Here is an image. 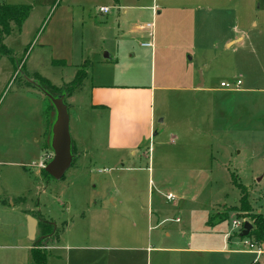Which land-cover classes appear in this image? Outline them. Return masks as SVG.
<instances>
[{
  "label": "rangeland",
  "instance_id": "obj_1",
  "mask_svg": "<svg viewBox=\"0 0 264 264\" xmlns=\"http://www.w3.org/2000/svg\"><path fill=\"white\" fill-rule=\"evenodd\" d=\"M0 2L31 7L0 53V264H33L21 208L46 264H264L229 210L246 194L264 217V0ZM148 23L153 49L140 45ZM77 70L86 78L64 97L73 159L53 180L55 110L36 78L61 87ZM92 86L139 105L92 112ZM145 112L151 136L114 162L109 123Z\"/></svg>",
  "mask_w": 264,
  "mask_h": 264
},
{
  "label": "trees",
  "instance_id": "obj_2",
  "mask_svg": "<svg viewBox=\"0 0 264 264\" xmlns=\"http://www.w3.org/2000/svg\"><path fill=\"white\" fill-rule=\"evenodd\" d=\"M30 6L28 5H9L4 2H0V53L8 54V50L2 45L3 38L10 33V24H14L17 29H21V26L30 12ZM53 65H65L64 62H52ZM79 74L78 70L75 73L73 80L67 85L63 84L61 87L51 85L46 79L41 77L36 78L37 84L52 97H58L63 95L64 97L70 96L74 90L79 88L86 78L85 75ZM44 172V171H43ZM43 176L48 177L44 172ZM239 206L232 207L230 211H236L237 218H243V222H249L252 226V230L248 234L247 238L253 239L254 244L261 247L264 250V217L251 210L250 205L247 202V195L242 194L239 198ZM228 212L217 213V216H221L220 221H224L228 215ZM216 216V215H215ZM208 225H210V218L208 219ZM48 224V223H47ZM44 222L40 223V228L44 232L43 235H47L52 227ZM31 257L33 264H46L47 254L43 251H39L36 247L31 250ZM255 264V263H253Z\"/></svg>",
  "mask_w": 264,
  "mask_h": 264
},
{
  "label": "crops",
  "instance_id": "obj_3",
  "mask_svg": "<svg viewBox=\"0 0 264 264\" xmlns=\"http://www.w3.org/2000/svg\"><path fill=\"white\" fill-rule=\"evenodd\" d=\"M105 90H107V87H103V86H97V87L92 86L89 89L90 105L88 107L90 111L92 112L93 111L98 112L102 110L105 111L108 109V107H110V117H111V115H113L114 112L115 114L117 112L123 113V111L128 109L127 106L129 105H132L134 107H137L139 105L138 103L122 104L123 101L121 100L118 101L117 97H112L113 94L111 95V98H109V96L105 93L106 92ZM99 92L105 93L102 99L99 98V95H98ZM75 121L76 122L78 121L77 116H75ZM151 125H152L151 116L150 114H147V112H145L141 117L134 118L133 120H131V124L129 128L127 129L121 126V124L114 125L112 123H109V131H108V134H109L108 144L110 145L109 149H110V152H115V151L118 152L117 157L115 158L111 157L112 160L114 162H117L116 160H120L121 158L120 154H123V152H126V151H129L130 155H135L136 151L140 149L139 143L142 141V139L151 136L150 135L151 130H152ZM80 134L81 133L78 131L77 136H78L79 143L82 142L81 138L79 137ZM115 155H117V153ZM11 206L13 205L11 204ZM20 210L27 218L28 215L25 212V210H23L22 208ZM27 233H28V229H27ZM27 237L31 244L30 246L31 247L30 251H31L32 248H34V244H32V242L30 241V238H33L34 234H33V237L29 236V234L27 235Z\"/></svg>",
  "mask_w": 264,
  "mask_h": 264
},
{
  "label": "water",
  "instance_id": "obj_4",
  "mask_svg": "<svg viewBox=\"0 0 264 264\" xmlns=\"http://www.w3.org/2000/svg\"><path fill=\"white\" fill-rule=\"evenodd\" d=\"M36 86L48 99L55 110V120L50 128V148L52 151V158L43 169L44 172L53 180H60L70 167L73 159L71 152V138L69 133V116L67 106L64 103L63 95L52 97L39 85ZM36 223L37 222L35 219L27 217V229L28 234L31 237H33ZM251 230V224L244 222L242 230L237 234V237L239 239L245 238L248 236Z\"/></svg>",
  "mask_w": 264,
  "mask_h": 264
},
{
  "label": "built area",
  "instance_id": "obj_5",
  "mask_svg": "<svg viewBox=\"0 0 264 264\" xmlns=\"http://www.w3.org/2000/svg\"><path fill=\"white\" fill-rule=\"evenodd\" d=\"M98 12L99 13H101V14H107L108 13V8L107 7H100L99 9H98ZM146 29H148L149 30V37H150V41H147V42H143V43H141L140 45L142 46V47H145V48H150V49H153V24H150V23H148V24H146ZM241 85V82H240V80H235L234 81V83L232 84V87L235 89V90H237V89H239V86ZM220 87L221 88H229L230 87V85L229 84H227V83H224V82H221L220 83ZM42 166V165H41ZM174 196L172 195V194H167V195H165V200L167 201V202H172V201H174ZM243 221H241V220H232L231 221V224H232V227H233V229H235V231L237 232V233H239L241 230H242V226H243ZM243 245L244 246H247L248 247V251L249 252H252V253H254L257 257H260L261 255H263L264 254V250L261 248V247H259V246H257L256 244H254V243H252V242H250V241H244L243 242Z\"/></svg>",
  "mask_w": 264,
  "mask_h": 264
},
{
  "label": "flooded vegetation",
  "instance_id": "obj_6",
  "mask_svg": "<svg viewBox=\"0 0 264 264\" xmlns=\"http://www.w3.org/2000/svg\"><path fill=\"white\" fill-rule=\"evenodd\" d=\"M44 236H46V235H42L41 237L43 238Z\"/></svg>",
  "mask_w": 264,
  "mask_h": 264
}]
</instances>
